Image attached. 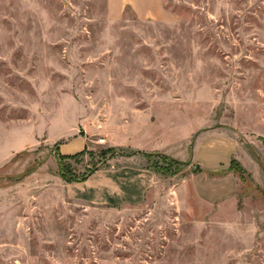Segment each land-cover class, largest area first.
<instances>
[{
    "label": "rangeland",
    "instance_id": "374dc122",
    "mask_svg": "<svg viewBox=\"0 0 264 264\" xmlns=\"http://www.w3.org/2000/svg\"><path fill=\"white\" fill-rule=\"evenodd\" d=\"M125 1L0 0V264H264V0ZM67 128L90 148L62 157ZM138 128L171 155L122 145ZM212 131L238 188L207 204ZM124 166L155 173L144 202L66 198L62 173Z\"/></svg>",
    "mask_w": 264,
    "mask_h": 264
},
{
    "label": "crops",
    "instance_id": "0c3cea01",
    "mask_svg": "<svg viewBox=\"0 0 264 264\" xmlns=\"http://www.w3.org/2000/svg\"><path fill=\"white\" fill-rule=\"evenodd\" d=\"M109 1L110 5H115L114 0ZM160 2L161 0H126L125 5L134 7L141 19L166 20L169 14L165 9L157 7ZM148 6L149 8L154 7V10L148 11L146 9ZM72 131L69 132L67 128L62 133V136L67 134L64 137H67L65 141L59 145V152L62 156H75L90 148L89 141L91 138L88 135L81 136L74 132L75 130ZM157 135L158 133L154 130L138 128L135 137L130 140L127 136L126 142L122 141V145L134 147L141 151H157L171 155L167 150L169 146H162V143L156 139ZM214 136L225 139V148L221 152L215 153L216 150L210 152L205 157L206 162L203 161L201 165L199 164L201 169L198 171V175L194 176L196 194L202 202L207 204L233 196L238 188L237 178L229 170L238 145L230 136L218 131L208 132L201 137ZM73 141L76 144L69 147V144ZM201 145H198L196 150L194 147L192 157L190 156L196 165L198 162L195 161L194 156L200 151ZM199 175L203 176V181H208L212 185H208L211 188L210 192L203 190V185L197 179ZM155 178V173L149 168L124 166L119 169L97 170L82 182L66 183L62 179L60 181L64 187L66 198L78 204L122 206L144 202Z\"/></svg>",
    "mask_w": 264,
    "mask_h": 264
},
{
    "label": "trees",
    "instance_id": "16d2710c",
    "mask_svg": "<svg viewBox=\"0 0 264 264\" xmlns=\"http://www.w3.org/2000/svg\"><path fill=\"white\" fill-rule=\"evenodd\" d=\"M62 157H64V158H70V157H73V156H68V157L62 156ZM167 159L170 160L171 162H173L176 165H183L184 164V162H181L179 160H174V159H171V158H168V157H167ZM234 163H235V161L232 160L231 161V164H230V168H229V170L232 171V172H234L233 171V165H234ZM185 164H187V163H185ZM93 173L94 172H90L89 174H87L86 176L82 177L81 179H68L67 177H65V174H63V173H62V176L61 177H62L63 181H65L66 183L82 182V181H85Z\"/></svg>",
    "mask_w": 264,
    "mask_h": 264
},
{
    "label": "water",
    "instance_id": "95a60500",
    "mask_svg": "<svg viewBox=\"0 0 264 264\" xmlns=\"http://www.w3.org/2000/svg\"><path fill=\"white\" fill-rule=\"evenodd\" d=\"M200 169H201V166H200L199 164H197V165L195 166V172H198Z\"/></svg>",
    "mask_w": 264,
    "mask_h": 264
},
{
    "label": "built area",
    "instance_id": "2783aa9c",
    "mask_svg": "<svg viewBox=\"0 0 264 264\" xmlns=\"http://www.w3.org/2000/svg\"><path fill=\"white\" fill-rule=\"evenodd\" d=\"M99 143L100 144H104L105 143V140L104 139H101V140H99Z\"/></svg>",
    "mask_w": 264,
    "mask_h": 264
}]
</instances>
